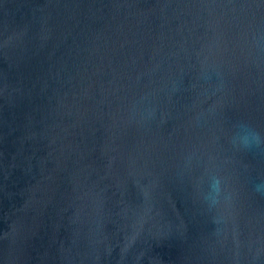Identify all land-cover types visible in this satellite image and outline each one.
I'll use <instances>...</instances> for the list:
<instances>
[{"label": "water", "instance_id": "1", "mask_svg": "<svg viewBox=\"0 0 264 264\" xmlns=\"http://www.w3.org/2000/svg\"><path fill=\"white\" fill-rule=\"evenodd\" d=\"M241 121L264 0H0V264H264Z\"/></svg>", "mask_w": 264, "mask_h": 264}, {"label": "clouds", "instance_id": "2", "mask_svg": "<svg viewBox=\"0 0 264 264\" xmlns=\"http://www.w3.org/2000/svg\"><path fill=\"white\" fill-rule=\"evenodd\" d=\"M235 131L231 136V144L238 150L252 151L264 146V133L257 131L247 122H237ZM254 191L264 195V180L254 184ZM223 193L222 180L219 176L212 175L208 178V189L203 194V200L209 209L214 208Z\"/></svg>", "mask_w": 264, "mask_h": 264}]
</instances>
